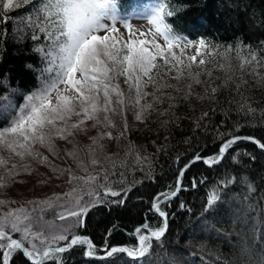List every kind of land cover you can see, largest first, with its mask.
Returning a JSON list of instances; mask_svg holds the SVG:
<instances>
[{"label": "snow or ice", "instance_id": "snow-or-ice-1", "mask_svg": "<svg viewBox=\"0 0 264 264\" xmlns=\"http://www.w3.org/2000/svg\"><path fill=\"white\" fill-rule=\"evenodd\" d=\"M22 4L34 5L36 15L28 18L31 39H44L48 43L34 48L45 67L41 70L40 87L25 95L22 104L18 105L14 99L16 90L0 81V118L8 122L6 127L0 128V188L14 183L22 172L30 175L33 169L29 161L50 167L52 172L59 174L57 178L67 175L66 183L72 187L63 194L54 193L40 201L28 200L16 208L7 207L16 201L0 199V209L7 208L0 210V264H14L17 257L25 264H65L64 254L76 248L82 249L89 258L97 254L93 240L80 232L87 226L91 209L104 203L107 197L120 198L112 202L122 206L127 193L132 191L131 187L114 186L123 185L125 173L118 168L125 167L127 161L121 160L118 165L116 157L103 153L104 145L100 143L105 138H119L113 137L111 129L116 124L112 117L123 116L131 107L136 109V120L143 123L147 119L146 113L156 111L155 106L163 104L165 99L169 101V107L159 115H173L171 109L175 104L172 102L176 97L164 90L184 91L179 87L181 81H187L184 100L193 95L194 85H203L210 97L230 83L240 92L241 86L247 83L243 79L245 72L264 82L259 71L264 68V55L242 44L216 45L205 38L194 41L176 32L170 18L183 9L172 6L170 0H159L148 11L133 14L147 21L150 27L146 30L135 28L129 17L121 14L119 0H0V24L6 25L12 19L8 13ZM118 24L126 34L121 32ZM11 35L7 28H0V46ZM186 50H194V54H188ZM233 53L238 67L233 66ZM213 70L225 73L222 86L212 85ZM202 75L209 79L202 81ZM121 77L128 87L127 93L121 88ZM172 80L176 84H172ZM149 85L153 87L151 93L145 90ZM237 106L245 116H255L256 109L247 102H238ZM208 116L209 112L205 111L203 117ZM261 120L264 121V116ZM88 121L93 122L92 127L99 125L106 131L89 137L91 143L82 149L75 141V134L86 131ZM167 124V120L162 122V126ZM196 126H200L198 122ZM127 130L125 119L120 137H124ZM219 139L214 154L205 157L195 153L178 168L174 185L152 197L149 211L158 217L157 226L153 227L145 220L133 230L132 246L106 245L101 259H110L111 264H117V259L113 258L126 256L136 264L140 261L144 264H184L175 254L167 253L160 242L168 231L169 213L165 208L186 190L183 183L186 172L197 162L211 168L230 156L235 161L233 145L240 140H247L264 152V142L252 136H229L222 132ZM57 141L72 145L65 151V156L72 159L76 170L83 175H77L71 166L60 168L38 150L39 146L55 158L63 159ZM129 154L137 164L147 160L131 149L125 155ZM246 155L252 161L256 159L251 153ZM175 163H181L180 156L176 157ZM97 168L100 171H96ZM110 176L119 179L112 181ZM236 183L246 188L243 200L237 206L240 215L246 217L259 211L264 217V204L250 202L257 188L247 175H227L222 179L207 195L203 211L211 212L222 206V191ZM197 184L193 177L191 187L195 188ZM259 199L264 201V195ZM179 206L185 207L183 203ZM49 210L53 211L54 220L45 218ZM225 264H264V235L257 238L253 230L236 260L225 261Z\"/></svg>", "mask_w": 264, "mask_h": 264}, {"label": "trees", "instance_id": "trees-1", "mask_svg": "<svg viewBox=\"0 0 264 264\" xmlns=\"http://www.w3.org/2000/svg\"><path fill=\"white\" fill-rule=\"evenodd\" d=\"M158 2L119 0V7L121 14L127 15L133 9H142L147 4ZM170 3L183 9L170 18L176 32L194 41L205 38L222 46L242 44L264 55V0H170ZM17 9L8 13L12 19L6 25L0 24V28H7L12 34L0 46V81H5L16 90L14 99L19 105L23 103L25 95L38 89L41 84V70L45 64L34 48L48 42L31 39L28 18L36 15L34 5L22 4L20 11ZM259 71L264 76V68ZM237 74L240 76L239 72ZM245 75L243 79L247 83L241 86L240 92L236 91L235 84L230 83L228 87H220L212 97L204 91L203 86L196 88L199 91L194 90L187 100L183 99L186 90L177 93L171 88L165 89V92L176 97L172 102L175 104L171 109L173 115H159L169 107V101L165 99L163 104L155 106L156 111L147 113L144 126L128 127L126 137L129 149L147 157V160L137 164L132 154L124 156L127 163L118 171L124 172L126 179L123 185L114 186L132 188L127 193L126 202L121 206L112 202L120 198L107 197L104 203L88 213L87 226L80 232L93 240L97 254H104L100 248L106 245L132 246L135 240L133 230L145 220L156 227L159 219L149 211L152 197L174 185L178 168L195 153L205 157L214 154L220 143V133L252 136L264 142V121L261 120L264 116V82L247 72ZM225 79L220 77L212 85L222 86ZM152 91L153 87L149 85L148 92ZM238 102L250 104L256 109L255 116H245L240 112ZM205 111L209 112L208 117H203ZM165 120L168 124L162 126ZM197 122L199 127L196 126ZM7 123L0 118V128L6 127ZM233 149L235 161L230 156L211 168L202 162L194 164L184 177L186 190L165 208L169 213V228L160 243L167 253L175 254L184 264H225V261H234L240 250L246 247L253 230L257 238L264 235V217L259 211L246 217L240 215L238 220L223 214L229 208L237 210L241 204L246 188L239 183L229 185L222 191V206L211 212L203 211L207 195L227 175H247L257 188L250 202L264 204L259 199L264 195V152L244 140L233 145ZM247 153L256 159L250 160ZM177 156L181 157L180 164L175 163ZM193 177L198 182L195 188L191 187ZM110 179L116 181L119 177L110 176ZM200 180L204 182L199 183ZM181 203L185 205L184 208L179 206ZM204 222L207 230L192 233L198 223ZM63 259L65 264H111L110 259L88 258L80 248L64 254ZM113 259H117V264L129 261L126 256ZM14 264H25V261L17 257ZM129 264L134 263L129 261ZM140 264H144V261Z\"/></svg>", "mask_w": 264, "mask_h": 264}, {"label": "rangeland", "instance_id": "rangeland-1", "mask_svg": "<svg viewBox=\"0 0 264 264\" xmlns=\"http://www.w3.org/2000/svg\"><path fill=\"white\" fill-rule=\"evenodd\" d=\"M152 7L153 6H151L150 4H147V8L143 7L142 9H133L131 13L127 14V16L130 19V22L133 24L135 28L146 30L148 27H150L145 19H142L138 15H133V14L146 12ZM17 10L20 11V7ZM117 27L120 28L121 32H124L126 34V30L122 27V25L118 24ZM160 42L163 43L162 40ZM186 51L188 54H194V50H186ZM232 56H233L232 59L233 66L238 67V63H239L238 60L235 58L234 54H232ZM243 76L246 75L244 74ZM216 77L225 78V73L220 70H213V78H212L213 84L217 80ZM237 77L239 78L238 74L236 78ZM200 79L203 81V80H208L209 78L205 75H202ZM119 82L121 84L122 90L125 93H127L128 87L123 83V77L120 78ZM171 83L176 84V81L172 80ZM186 83L187 81H181L179 87L187 91L185 87ZM202 86L203 85H194L192 92L194 90H197L196 88H200ZM145 90L148 92L149 86ZM135 111L136 109H132L131 107H129L128 110L124 112L123 116L121 115L113 116L112 119L114 120L116 127L112 128L111 131L113 133V137H119V138L118 139L114 138L111 140L105 138L100 141V143L104 145L103 153L109 156L116 157L117 164H119L121 160L125 159L124 156H126L125 154L129 150L126 134L124 137H120V133L123 130L124 120L126 119L129 128H131L130 125L133 128H139L140 125L144 126L146 123V120L143 123L141 121L136 120L134 115ZM146 116H148L147 113ZM73 119L76 118L74 117ZM92 124H93L92 121H88L85 125L86 131L77 132L75 134V141L77 145L82 149L85 147V145L91 143V141L88 139L89 137L97 136L99 133L106 131V129H104L102 126L98 125L97 127L94 128L92 127ZM71 148L72 145L67 144L65 141H57V149L59 150V155L60 157H63V159H57L54 156H52L46 149L39 148L38 146V150L44 156H47L49 161H51L53 164H56L60 168H66L71 166L74 170H76V165L74 164L72 159L65 156V151L70 150ZM3 154L7 156V153H3ZM84 158L85 160H87V157ZM29 163H31V167L33 169L30 175L28 173L22 172L21 175L16 177L14 183H9V186L6 188H0V199L16 201V203H11L7 207L16 208L19 207L20 205H24L25 202L28 200L40 201L48 197H51L54 193L63 194L65 192L70 191L72 185L66 183L68 179L67 175H62L59 176V178H57L59 174L52 172L50 167L41 164L37 161H29ZM76 171H77V175L84 174L79 172L78 170ZM96 171H100V169L97 168ZM0 210H7V208ZM56 211L58 212L60 210L57 209ZM223 214L227 215V217L235 218L236 220H238L240 216L238 210H233L231 208H229ZM45 218L50 221L54 220L55 215L53 211L49 210L46 213ZM57 223H59V221H57ZM206 225L205 222L203 224L198 223L196 230H193L192 233H198L201 230H207L208 228Z\"/></svg>", "mask_w": 264, "mask_h": 264}, {"label": "water", "instance_id": "water-1", "mask_svg": "<svg viewBox=\"0 0 264 264\" xmlns=\"http://www.w3.org/2000/svg\"><path fill=\"white\" fill-rule=\"evenodd\" d=\"M241 137H245V136H241ZM241 141V140H240ZM244 141H247V140H244ZM207 166V165H206ZM214 167V166H213ZM168 228H169V220H168ZM168 232V231H167ZM167 234V233H166ZM89 237V236H88ZM90 238V237H89ZM104 255H101V256H95V257H92L94 259H101V257H103ZM129 259V258H128Z\"/></svg>", "mask_w": 264, "mask_h": 264}]
</instances>
